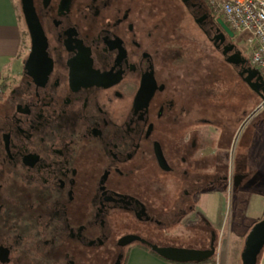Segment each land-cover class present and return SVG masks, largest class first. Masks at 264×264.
Masks as SVG:
<instances>
[{
    "label": "flooded vegetation",
    "instance_id": "obj_1",
    "mask_svg": "<svg viewBox=\"0 0 264 264\" xmlns=\"http://www.w3.org/2000/svg\"><path fill=\"white\" fill-rule=\"evenodd\" d=\"M19 10L26 54L0 92V264H98L106 252L122 264L134 247L185 248L169 239L179 224L208 228V245L190 248L216 249L219 217L201 194L248 174L220 170L215 101L206 92L193 108L198 80L186 84L169 44L191 20L247 84L223 14L205 0H19Z\"/></svg>",
    "mask_w": 264,
    "mask_h": 264
},
{
    "label": "rangeland",
    "instance_id": "obj_2",
    "mask_svg": "<svg viewBox=\"0 0 264 264\" xmlns=\"http://www.w3.org/2000/svg\"><path fill=\"white\" fill-rule=\"evenodd\" d=\"M205 1L209 4V0ZM214 8L216 13L222 14ZM246 37L247 33L238 34L237 42L244 56L250 60L251 49L245 43ZM26 45L27 37L23 30L19 59L25 56ZM169 45L178 51L179 61L186 64V84L189 86L192 78L198 80L196 83L201 90L193 98V108L198 111L199 103L205 101L206 92L215 101L218 127L211 129L217 132L219 141L220 170L228 165L232 176L234 165H240L248 174L239 188L231 181L228 188L217 186L212 192L201 194L203 210L213 219L217 215L219 217L217 234L222 238L216 245V252L224 248L228 264H242L246 238L252 227L264 219V109L255 111L262 98L243 82L237 67L224 60L191 20L187 21L184 38L171 41ZM21 67L16 59L10 62L0 59V71L6 78L12 77ZM244 101L248 103L249 110L242 115ZM206 114L210 113L207 111ZM157 201L163 203V196ZM187 229L185 224L170 228L173 235L169 239L184 244L185 248L208 245V228L198 223L191 227V231L187 232ZM176 232L186 233L178 237ZM153 233L156 235L158 230ZM114 257V252H106L104 261L98 264H112ZM91 263L94 264L93 261ZM259 264H264V249L259 256Z\"/></svg>",
    "mask_w": 264,
    "mask_h": 264
},
{
    "label": "water",
    "instance_id": "obj_3",
    "mask_svg": "<svg viewBox=\"0 0 264 264\" xmlns=\"http://www.w3.org/2000/svg\"><path fill=\"white\" fill-rule=\"evenodd\" d=\"M205 17L197 19V22L200 23L204 20ZM218 22L221 26L233 35L232 30L226 24V22L219 17ZM216 40H219V36H215ZM231 48L225 47L224 54L226 55ZM231 63H245L246 59L242 58L239 54H234L228 57L227 59ZM248 73L245 77V81L249 87L258 93L261 98L264 97V84L262 75L257 71L253 70L252 67H249L244 70ZM257 77V81H254V78ZM258 108L255 110L257 111ZM255 114V113H253ZM250 118V117H249ZM151 249L158 253L165 259L172 260L175 262H191V261H203L216 253L214 244L210 249H194V248H179L171 246H158L151 245ZM264 249V219L257 222L252 229L250 230L246 241L245 246L241 254L242 264H259V256Z\"/></svg>",
    "mask_w": 264,
    "mask_h": 264
},
{
    "label": "built area",
    "instance_id": "obj_4",
    "mask_svg": "<svg viewBox=\"0 0 264 264\" xmlns=\"http://www.w3.org/2000/svg\"><path fill=\"white\" fill-rule=\"evenodd\" d=\"M209 4L219 9L237 35L247 33L245 43L251 49L249 64L264 81V0H209ZM2 87L0 75V92ZM258 109H264V97Z\"/></svg>",
    "mask_w": 264,
    "mask_h": 264
},
{
    "label": "crops",
    "instance_id": "obj_5",
    "mask_svg": "<svg viewBox=\"0 0 264 264\" xmlns=\"http://www.w3.org/2000/svg\"><path fill=\"white\" fill-rule=\"evenodd\" d=\"M23 25L19 10V0H0V59L10 62L16 59L22 64L20 57ZM21 68L14 73L19 72ZM2 77L3 73L0 71ZM13 75V76H14ZM12 76V77H13ZM216 254V264H228V255L224 248ZM126 264H184L165 261L142 247H134L129 252ZM211 264V263H204Z\"/></svg>",
    "mask_w": 264,
    "mask_h": 264
},
{
    "label": "trees",
    "instance_id": "obj_6",
    "mask_svg": "<svg viewBox=\"0 0 264 264\" xmlns=\"http://www.w3.org/2000/svg\"><path fill=\"white\" fill-rule=\"evenodd\" d=\"M248 62H249V60H248ZM261 82L264 84V81H261ZM258 96H260V95L258 94ZM256 123H259V121H256ZM142 248L146 249L150 253L154 254L155 256H157V257H159V258H161V259H163L165 261L172 262V263H178V262H175V261H172V260H168V259L163 258L158 253H156L155 251H153V250H151L149 248H146V247H142ZM128 257H129V252L127 253V255L125 257V260H124V262L122 264H126L127 263ZM183 263L184 264H204V263L216 264V254H214L210 258H208L206 260H203V261H191V262H183Z\"/></svg>",
    "mask_w": 264,
    "mask_h": 264
}]
</instances>
